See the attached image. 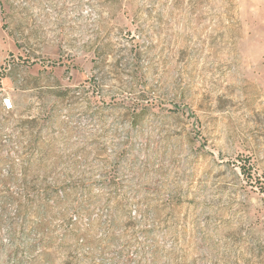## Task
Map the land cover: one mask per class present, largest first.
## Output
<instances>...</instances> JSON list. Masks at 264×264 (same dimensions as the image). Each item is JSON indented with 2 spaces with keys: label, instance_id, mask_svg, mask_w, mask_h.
I'll use <instances>...</instances> for the list:
<instances>
[{
  "label": "rangeland",
  "instance_id": "rangeland-1",
  "mask_svg": "<svg viewBox=\"0 0 264 264\" xmlns=\"http://www.w3.org/2000/svg\"><path fill=\"white\" fill-rule=\"evenodd\" d=\"M8 196L0 264H264V0H0Z\"/></svg>",
  "mask_w": 264,
  "mask_h": 264
},
{
  "label": "trees",
  "instance_id": "trees-1",
  "mask_svg": "<svg viewBox=\"0 0 264 264\" xmlns=\"http://www.w3.org/2000/svg\"><path fill=\"white\" fill-rule=\"evenodd\" d=\"M3 107H4V105H3ZM38 122H39L38 118L26 121L27 124H31V125H37ZM39 142H40V138L38 136L29 140V144L32 148L35 147V145L38 144ZM29 183L30 182H28L26 180L23 183V185L21 186V193H22L21 198H23L24 201H20L21 203H20L19 210H18L19 216H21L22 218L23 217L25 218L26 216H28L29 215L28 209H30V206H32V204H37L39 198L42 197V198H44V199H41L43 201L38 202L39 205L37 204L39 206L37 214H38V217L40 220L43 218H46L50 213V211L48 209V203H49L50 198H53L54 196L58 197L59 194L45 190L44 194L46 193L47 195H42L41 194L42 192L34 191L33 188H31L29 186ZM15 200L16 199L14 197L8 196L5 198L4 201H2V205L0 207V213H1L2 217H6L8 215L6 205H8L9 203H11ZM41 227H42V225H41Z\"/></svg>",
  "mask_w": 264,
  "mask_h": 264
},
{
  "label": "built area",
  "instance_id": "built-area-1",
  "mask_svg": "<svg viewBox=\"0 0 264 264\" xmlns=\"http://www.w3.org/2000/svg\"><path fill=\"white\" fill-rule=\"evenodd\" d=\"M3 105L6 109L11 110L13 108L12 101L10 99H5Z\"/></svg>",
  "mask_w": 264,
  "mask_h": 264
}]
</instances>
